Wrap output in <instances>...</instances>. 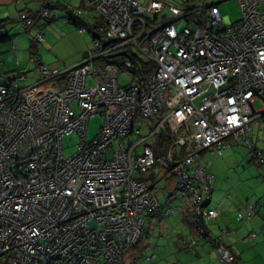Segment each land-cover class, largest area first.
<instances>
[{
    "label": "built area",
    "instance_id": "2783aa9c",
    "mask_svg": "<svg viewBox=\"0 0 264 264\" xmlns=\"http://www.w3.org/2000/svg\"><path fill=\"white\" fill-rule=\"evenodd\" d=\"M83 1L84 8L67 5L68 14L93 11L104 24L103 39L114 44L102 49L95 40L66 71L37 66L42 79L32 86L0 85L5 264H119L127 245L145 240L148 214L160 206L146 182L155 176L152 168L173 176L192 220L215 218L217 211L204 207L213 175L203 154L219 153L238 138L252 151L246 133L252 121H264V0H236L235 22H226L216 4ZM38 2L40 16L50 17L48 0ZM18 20L26 29L34 24L25 10ZM35 40H43L41 31ZM121 48H129L134 60L103 61ZM122 73L129 83L119 84ZM95 115L101 124L88 141L87 124ZM72 132L79 143L66 158L62 137ZM254 211L249 204L246 217ZM205 236L198 230L186 242L194 245ZM209 242L219 264L233 263L221 237Z\"/></svg>",
    "mask_w": 264,
    "mask_h": 264
},
{
    "label": "crops",
    "instance_id": "0c3cea01",
    "mask_svg": "<svg viewBox=\"0 0 264 264\" xmlns=\"http://www.w3.org/2000/svg\"><path fill=\"white\" fill-rule=\"evenodd\" d=\"M48 1L52 15L45 18L40 16L38 0H0V21L6 22L0 30V35L4 37L0 41V85H9L17 81L21 88L32 86L42 79V74L36 69L41 65L49 70L66 71L83 59L92 48L97 35L103 37L104 24L99 16L89 9L78 18L63 20L66 16L64 8L67 5L84 8L83 0ZM176 1L177 4H182L181 0ZM186 1L194 6L216 4L221 15L224 13L222 17L226 22H235L239 19L232 20L226 15L229 0ZM23 10L34 17V24L28 29L18 20V14ZM80 27H84L85 30L80 32ZM99 27H102V32H99ZM39 31L42 32L41 42L35 40ZM87 31L92 37L90 47L86 51L88 44L83 38ZM256 123L257 126L264 125L263 120ZM250 130L251 126L246 133L247 137ZM239 139L244 141L242 138L237 140ZM258 142L263 149L252 147L251 151L249 148L253 155L252 160L257 163L255 167L240 171L237 180L230 181V185L227 176H224L223 180L218 178L215 182L212 180V193L210 192L211 196L204 205L206 209L217 211L215 218L203 222L204 231L209 237H221L222 242L234 255L235 260L231 264H264V143L261 140ZM206 154L204 153L203 157ZM208 162L207 171L210 172L211 160ZM249 204L255 206L250 218L246 217ZM188 212L182 211L184 230L180 231L181 233L176 231L173 246L166 247V253L170 256L163 264H219L216 248L209 242L207 235L199 238L194 245L186 242L191 235L198 234V230L187 219ZM238 213L244 215L243 221L236 219ZM250 232L255 233V236L250 237ZM156 258L155 255L154 261L148 260V257L147 260L149 264H157ZM0 264H5L3 258L0 259Z\"/></svg>",
    "mask_w": 264,
    "mask_h": 264
},
{
    "label": "rangeland",
    "instance_id": "374dc122",
    "mask_svg": "<svg viewBox=\"0 0 264 264\" xmlns=\"http://www.w3.org/2000/svg\"><path fill=\"white\" fill-rule=\"evenodd\" d=\"M177 2L176 0H174ZM229 6L227 8V14L232 20L238 19L240 17L239 8L236 0H229ZM224 13H222V16ZM177 25L182 27L184 21H180ZM99 32H102V27H99ZM103 35V32H102ZM91 33L87 31L84 35V41L88 44L86 45V51L90 47ZM120 85L127 84L130 81V76L126 73H122L118 77ZM55 84V81H52ZM255 108L259 109L261 104L259 101L255 102ZM75 107V105L73 106ZM259 120H254L251 122V130L248 137L251 141L253 148L263 149L259 144V140L264 143V125L257 126L256 123ZM259 123V122H258ZM262 123V122H261ZM101 124V117L95 115L92 117L86 129V140L90 141L98 132V128ZM259 140L256 141V139ZM79 143V137L75 132L66 134L62 137V148L63 154L67 158L71 156L76 151V146ZM164 151V145H162ZM112 149L106 152L105 158L111 160ZM252 154L250 153L249 146L243 140L234 141L228 148L222 149L219 153L216 152L213 155L206 154L202 157V163L211 160L210 172L213 174V182L218 180H223L224 176H227L228 185L230 181H236L240 171L247 170L250 167H255L257 164L252 160ZM164 159V155L161 157ZM205 158V159H204ZM166 170L159 171L157 168H152L150 173L154 177L146 179L148 185H152V192L158 197L161 202V207L154 212L153 216H149L144 224V230L147 233V238L138 243L137 245H127L121 253L119 264H149L147 257L154 253L157 258V264H163V262L170 256L167 254L166 247L168 245L173 246L175 241V234L181 233L183 231L182 225V211L186 212L190 209V203L188 202L186 196L181 192L174 191V178L171 174H166ZM212 182V184H213ZM213 185L211 188L212 193ZM210 193V196H211ZM165 209H170L171 212L164 214ZM2 259V257L0 258Z\"/></svg>",
    "mask_w": 264,
    "mask_h": 264
},
{
    "label": "trees",
    "instance_id": "16d2710c",
    "mask_svg": "<svg viewBox=\"0 0 264 264\" xmlns=\"http://www.w3.org/2000/svg\"><path fill=\"white\" fill-rule=\"evenodd\" d=\"M48 6L50 7L51 5H50V2L48 1ZM52 8V7H51ZM65 9V11H66V7L64 8ZM69 16V17H68ZM63 18H66L67 19V21H69V20H71V19H75V18H78V16H71V15H69L68 14V12L66 11V16L65 17H63ZM4 22L5 21H0V30H1V28H2V26L4 25ZM73 22V21H72ZM6 23V22H5ZM22 24V23H21ZM23 25V24H22ZM96 40H98L99 42H100V44H101V47H102V49H106L107 47H110V46H112L113 44H114V42H107V41H105L104 39H103V37L102 36H100V35H97L96 37ZM4 39V37L3 36H1L0 35V41L1 40H3ZM129 53V54H128ZM135 56L136 55H134L132 52H131V50L129 49V48H121V49H118V50H115V51H112V52H110V53H108V54H106V56H105V59L103 60V61H107V62H112V63H118V64H120V63H122L124 60H126V59H131L132 61L134 60V58H135ZM137 59H138V61H140V63L142 64V67H146V65H148V64H145L144 62H142L141 61V59H139L138 57H136ZM149 66V65H148ZM167 135L168 134H164L163 135V137L164 138H166L167 137ZM152 178V177H151ZM153 186V185H152ZM151 186V187H152ZM151 190H152V188H151ZM157 197V196H156ZM210 198V197H209ZM157 199H158V197H157ZM159 200V199H158ZM160 201V200H159ZM161 207V202H160V206L156 209V210H154V211H152L151 213H149L148 214V217L151 215V214H153L154 212H156L159 208ZM190 210V209H189ZM171 212V210L170 209H165L164 211H163V213L164 214H168V213H170ZM189 214H190V211L188 212V216H187V219H189L190 220V224H192L193 226H194V228L195 229H197V230H200V232H203L205 235H207V233L204 231V223H203V221H194V220H192L190 217H189ZM147 217V218H148ZM146 232V231H145ZM208 236V235H207ZM209 237V236H208ZM146 238H147V233H146ZM145 238V239H146ZM209 238H211V237H209ZM120 263V262H119Z\"/></svg>",
    "mask_w": 264,
    "mask_h": 264
}]
</instances>
